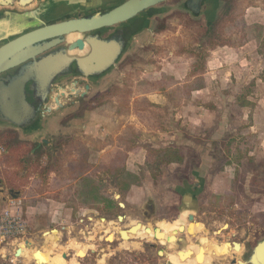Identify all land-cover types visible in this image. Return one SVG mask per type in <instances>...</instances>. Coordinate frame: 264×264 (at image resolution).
I'll use <instances>...</instances> for the list:
<instances>
[{
    "label": "rangeland",
    "instance_id": "374dc122",
    "mask_svg": "<svg viewBox=\"0 0 264 264\" xmlns=\"http://www.w3.org/2000/svg\"><path fill=\"white\" fill-rule=\"evenodd\" d=\"M258 3L264 4V0H214L212 5L215 8L211 12L209 9L206 12L207 7H203L197 16H190L182 3L166 2L157 8L162 13L156 16L152 28L132 38L118 63L106 74L94 79L95 88L87 96L80 98L76 95V98L62 102L64 106L61 108H55V95L64 89L57 85L49 99V108L37 127L23 131L0 123V213L12 199L9 192L18 193L30 238L36 241L37 248H34L37 251L42 247L50 248L43 246L45 240L41 234L59 231L62 234L60 246L48 250L52 256L67 264H98L101 256L106 257V264H171L172 259H176V264H185L187 257L194 256L191 247L201 249L208 242L228 243L231 247L237 245L232 244L234 242L241 244L246 251L254 247L255 242L264 237V157L254 153L258 140L248 136L246 127L235 130L242 138L239 148H224V143H215L192 151L187 160L178 166H160L158 173L141 166L133 158L129 160L127 156L126 166L140 174L142 181L138 196L134 197L136 205L115 198L118 194L113 186L111 171L118 168L115 158L135 147L134 140L141 142V135L131 132L123 137V134L116 133L117 138L113 137L116 142L106 136L107 132L103 133L102 130L107 129L103 124H97L94 135H85L84 127L89 121L86 116L96 109L107 115L104 111L110 107L116 115H127L130 97L137 93L138 83L152 79L155 71L178 69L180 74L176 81L187 82L190 79L187 68L193 67L194 54L205 62L215 46L228 43L235 47L251 39L253 32L255 36L261 34L257 28L251 32L243 22L245 9ZM257 40L260 41V38ZM260 44V55H253V60L261 66L264 61V38ZM199 63L202 65L198 66V70L203 67L198 60ZM67 86V89L73 88L69 84ZM82 89L83 83L77 94ZM227 138L230 139V136ZM120 139H125L124 145L118 142ZM113 147L123 150H113L114 153L101 159L105 154L100 152H109ZM144 156L146 151L140 154L139 162H145ZM201 163L207 164V176L201 172ZM84 176L100 182L101 192L116 207L104 211L98 205H84L78 197L80 180ZM199 178L204 180V184L196 198L198 211H184L180 219L177 209L181 204L180 196L185 193L184 183L191 189L199 183ZM189 214L195 219L193 224L199 227V233L193 238L186 232L190 224L186 219ZM82 216L113 222L116 234L111 233L112 242L102 239L104 234H99L95 224L78 225ZM118 217L140 222L143 226L151 225L153 228L149 227L154 230L155 239L143 241V230L140 240L132 241L134 246L139 244V250H134L133 245L128 246L129 249L121 245V235L127 230L116 226ZM161 221L180 225L184 231L172 235L159 225ZM226 227L228 230H223ZM68 241L92 245L93 248L87 251L85 258L79 259L74 257V250L63 249ZM28 242L31 243H25ZM188 244L186 249L180 250ZM3 246L6 245L0 246V251L7 254V249L2 248L8 247ZM233 253L236 255L231 259L243 258L241 251L235 253L233 249ZM8 264L33 263L24 259Z\"/></svg>",
    "mask_w": 264,
    "mask_h": 264
},
{
    "label": "crops",
    "instance_id": "0c3cea01",
    "mask_svg": "<svg viewBox=\"0 0 264 264\" xmlns=\"http://www.w3.org/2000/svg\"><path fill=\"white\" fill-rule=\"evenodd\" d=\"M124 2L125 0H30L24 6L18 2L14 9L20 13L31 14L39 7L54 4L55 9L45 7L44 12L38 13L41 20L48 21L64 19L81 10L87 11L92 8L93 3L99 6H118ZM243 22L248 30L253 32L252 29L257 28L261 34L255 36L253 32L251 39L235 47L215 46L209 51V56L199 70L197 68L200 59L194 54V65L187 68L189 81H176L180 74L178 69H159L153 73L152 79L138 83L137 93L130 97L127 115H116L109 107L104 111L107 115L96 109L86 116L89 121L84 127L85 135H94L97 124H103L107 129L102 131L107 132L105 134H108L106 136L111 140L113 137L117 138L116 133L123 134L124 137V134L133 132L142 137L141 142L133 141L135 147L127 149L125 155L121 154L115 158L118 168H113L111 174L119 199L136 205L135 198L142 186L140 174L127 167V156L130 157L129 160L133 158L148 169L149 166L158 164L156 151L177 150L184 155V163L192 151L207 148L215 143H224V148L238 147L242 138L238 137L235 130L246 127L248 136L257 137L258 140L254 153L264 157V61L260 66L253 60V55H260V43L264 38V4L249 5L245 9ZM256 38H260V41ZM113 140L117 142L116 139ZM118 142L124 145L126 141L120 139ZM113 150L122 152L123 149L113 147L109 152L103 150L100 154L105 155H102L101 159L112 154ZM144 151L145 162L141 163L140 154ZM121 161L123 162L120 164ZM180 164L163 163L160 166L171 167ZM200 169L203 175H208L207 164L201 163ZM122 172L139 178V184L130 186L126 193L121 192L122 188L118 183ZM95 221L93 219L92 225ZM44 233L46 231L41 235ZM1 251L0 258L4 261L0 264L10 263L3 258L8 253L3 254Z\"/></svg>",
    "mask_w": 264,
    "mask_h": 264
},
{
    "label": "water",
    "instance_id": "95a60500",
    "mask_svg": "<svg viewBox=\"0 0 264 264\" xmlns=\"http://www.w3.org/2000/svg\"><path fill=\"white\" fill-rule=\"evenodd\" d=\"M4 1L12 3V0ZM169 1L170 0H125L124 3L118 6H112V8L108 9L107 11L98 12L95 15L88 17L86 16L79 19L58 23L48 26L42 30H33L31 33L27 35H21L10 41L8 44L1 46L0 75L5 72L17 69L10 86L7 88H2L1 90V97L3 100H5L2 101V105L7 99L9 102L12 101L10 103V110L14 112L15 115H18L22 107L21 104L25 94L26 83L32 82L38 89L45 77L54 75L55 72L59 71V69L56 68L54 64H52L51 55L44 57L43 53L66 40L65 38L61 39L60 37L69 36L71 34L83 36L97 32V34L94 36L88 35V37H80V39L74 44H71L69 47L70 50H68L79 51V55L76 54L71 58H68L67 61L70 62L74 60L79 67V70L84 73L86 77L89 75L94 76L96 79L103 76L111 68H113L114 65L118 63L119 59L125 54L126 50L129 48L132 38L141 32H145L150 29V20L148 21V19H152V17L155 18L157 15L162 13L157 8ZM212 3H214V0H191L183 5V7L192 11L197 16L203 7H207V9H205L206 12L208 9L211 12V10L215 8ZM153 11L155 12L153 13ZM137 17L140 18L138 23V25H140V30L138 32H133V34H131L132 31L131 33L128 31V35H126L125 30L120 26L122 24L132 22V20L136 19ZM116 27L117 32L115 34L117 36L114 35L111 39L106 41L101 39V33L107 31L110 28L114 29ZM134 28L135 27H133V29ZM122 29L123 32L121 31ZM44 40L50 41L45 43ZM29 42L35 44V46L31 47L29 50L27 48L24 49L23 46L27 45ZM107 59L109 60L106 61ZM85 90L87 92L89 90V86H86ZM1 109L5 111V105L2 106ZM5 116L7 115L5 114ZM9 118L13 122L14 118ZM23 120L24 119H22V121ZM14 124L16 128L23 131L31 129L29 127L23 128L22 122L17 120ZM203 184L204 180L201 178H199V183L196 184L195 187H191V189H189V186L184 183L183 190L185 195L183 194L180 196L181 204L177 209L180 219H182V214L184 211H189V213H195L198 211V201H196V198L201 193ZM186 189H188V191H185ZM9 195L12 199H17L19 197V194L14 191H10ZM185 203H187L189 206H186ZM119 206L121 208L124 207L123 204H119ZM120 218L121 217H118L117 219L119 220ZM186 219L188 224L195 222V219L191 214H189ZM43 235L41 237H43ZM232 244H237L241 247L243 258L231 259L232 256L236 255L233 253L224 259H214L213 261L218 262L217 264H264V237L261 238L256 243V245H254V247L248 251H244L241 244L234 242H232ZM188 246L189 244L184 248L180 247V250L182 251ZM17 253L18 250L16 251V255ZM64 258H66L65 255ZM212 262L210 264H213Z\"/></svg>",
    "mask_w": 264,
    "mask_h": 264
},
{
    "label": "flooded vegetation",
    "instance_id": "af4514ba",
    "mask_svg": "<svg viewBox=\"0 0 264 264\" xmlns=\"http://www.w3.org/2000/svg\"><path fill=\"white\" fill-rule=\"evenodd\" d=\"M29 1L30 0H12V3H10L8 1L0 0V8H1L0 47L8 44L10 41L16 39L17 37L21 35H27L31 33V31L33 30L34 31L42 30L48 26H52L58 23L69 21V20L79 19L81 17L92 16L98 12H104L112 8L111 5L99 6L96 3H93L92 8H90L87 11L81 10L80 12H77L75 15H70L60 20L52 19V20L44 21L40 19L41 16L38 15V13L44 12L46 8L52 9L55 7V5L51 4V5L45 6L46 8L39 7L38 10H35V12H32L31 14L30 13H20L16 9H14L18 2H20V4L24 6ZM170 1H175L176 3L178 2V3H182L183 5H185L187 2L191 0H170ZM187 11L190 12V13H187L188 15L196 16V14H194L192 11L190 10H187ZM88 12H91V13H88ZM154 12L155 11H153V13ZM31 15H34V17H32ZM139 19L140 18L137 17L136 19L132 20V22L127 23V24L126 23L122 24L120 27H122L125 30L126 35H128L127 33L128 31L130 33L132 31L131 34H133V32H138L140 30L139 28L140 25H138L140 21ZM155 19L156 17L155 18L152 17V19H148V21L150 20V23H149L150 29L152 28L154 24L153 21H155ZM133 27L135 28L133 29ZM128 28H131V29H128ZM116 29L117 27L114 29L110 28L107 31L101 33V39L105 41L111 39L114 35H116L115 34L117 32ZM123 29L121 30L122 32H123ZM141 33H144V32H141ZM95 34H97V32H94L92 34H86L83 36L79 35V37L74 38L73 40H71V42L67 41L68 36L60 37L61 39L65 38L66 40L64 42L57 44L53 48L43 53L44 57L51 55V58H52L51 62L52 64L56 66V68L59 69V71L55 72L54 75H49L45 77L44 81L41 82V85L38 89L36 88L35 84H33L32 82L26 83L25 94H24L23 102L21 104L22 107L18 115H15L14 112L10 110V107H11L10 103L12 101L9 102V100L7 99L6 102H4L2 105V101H5V100L2 99L1 94H0V123H5L12 127H16L14 123H16V120H17L19 122H22L23 128L24 127H29V128L37 127L38 122H40L44 118V115H43L44 112L47 111V109L49 108L48 107L49 99L52 95H54L55 87H57V85L64 87V89H60L59 92L55 95L56 96L55 106L57 103H59L61 104V107L64 106L62 102L66 100L74 99L76 98L75 97L76 95H78L80 98H84L85 96H87L89 91L94 90L95 77L89 76V75L88 77H86L84 73H82L79 70V67L77 66L74 60L70 62L67 60L68 58H71L72 56L76 54L79 55V51H75V50L69 51L70 50L69 47L71 46V44H74L77 40L80 39V37H88V35L94 36ZM49 41L50 40H44L45 43ZM34 46L35 44L29 42L27 45H24L23 48L24 49L27 48L29 50L31 49V47H34ZM108 60L109 59H107L106 61ZM51 68H52V65H51ZM16 70L17 69H14V70L5 72L0 75V93H1L2 88H7L8 86H10L11 82L14 79L13 77L15 76ZM82 83H83V89L79 92V94H77L80 88V84ZM67 84L73 86V88L67 89L68 87ZM86 86H89V90L87 92L85 90ZM4 105L6 107L5 111L1 109V107ZM5 114L7 116H5ZM9 117L14 118L13 122L12 120H10ZM22 119L24 120L22 121ZM223 230H228V227L223 228ZM256 243L257 242H255V245ZM244 251H246V249Z\"/></svg>",
    "mask_w": 264,
    "mask_h": 264
},
{
    "label": "bare ground",
    "instance_id": "6f19581e",
    "mask_svg": "<svg viewBox=\"0 0 264 264\" xmlns=\"http://www.w3.org/2000/svg\"><path fill=\"white\" fill-rule=\"evenodd\" d=\"M76 37H79V35H76V34L70 35L67 37V41L71 42V40H73ZM73 91H75V90H73ZM60 107H61V104H59V103H57L55 106V108H60ZM115 198H119V197L115 196ZM125 219H123V217H121L118 220V224H116V226L118 228L127 230L126 233H122V235H121L122 236L121 237L122 240H120L121 245H126L127 247L133 245L132 241L140 240L143 230H144V235H145L143 238V241H145V240L151 241V240L155 239L154 238V237H156V236H154L155 232L152 229L153 227L151 225H149V226H151L152 228H150L149 226H143V225H141L140 222H133L132 220H128V219L125 220ZM96 221L97 222H95L94 224H95V227H97V229L99 230V232H100L99 234H102V233L104 234V236H103L104 238H102V239L104 241H106L107 243H111L112 239H113L112 238L113 234L114 233L116 234V232H114V228H112L113 222H105V220H103V219H98ZM159 225L164 227V229L166 231H168L169 233H173L172 235H176L177 232H183L184 231L183 227H181L180 225H173L171 223H166V222H162V221L159 222ZM106 227H108V228H106ZM186 229H187V231H186L187 234L191 238H193L195 235H197L199 233V227L193 223L192 224L190 223ZM50 232H51V234L49 233V234L43 235L42 238L45 240V244L43 246L47 245V246H50L53 248H55V247L58 248L60 246V241H61L60 239H61L62 234H61V232L56 231V230H53ZM120 232H124V230H120ZM120 232H118V234H120ZM105 233H110V234L113 233V234L105 235ZM157 233H159V232H157ZM114 242H115V240H114ZM118 244H120V242ZM91 248H93L92 245L91 246L90 245H83L81 243H77V242H73V241H71V242L68 241V243L64 244V246H63L64 250L65 249L74 250V254H75L74 257H77L79 259L85 258L87 251H89ZM133 248H134V250H139V248H140L139 244L134 246ZM48 249H46V247H42V249L40 251H37L34 248V246H32V244L30 242L23 243L20 246V250H18L17 257L18 258L24 257L25 259H29V261H31V262L34 261L35 264H67L66 262H63L62 259H57L54 255L52 256L51 252ZM128 249H129V247H128ZM191 249L193 251L192 253H194V256L190 255L189 257H187L188 259L185 260V264H209V262L212 259H219V260L224 259L225 257H227L228 255L231 254L233 249L235 250V253H239L241 251V248L239 247V245H235L234 247H231V245H229L228 243L216 244L213 242L205 243L204 248H201V249H199L195 246L191 247ZM176 262H177L176 259L170 260L171 264H176ZM98 264H106V257L101 256V258L98 260Z\"/></svg>",
    "mask_w": 264,
    "mask_h": 264
},
{
    "label": "built area",
    "instance_id": "2783aa9c",
    "mask_svg": "<svg viewBox=\"0 0 264 264\" xmlns=\"http://www.w3.org/2000/svg\"><path fill=\"white\" fill-rule=\"evenodd\" d=\"M93 219L90 216H82L78 225L92 224ZM29 225L23 214L22 201L20 199H11L6 207L0 213V246L8 247V255L3 256L8 262H19L25 258H18L16 251L20 250L21 244L31 241L32 246L36 247V241L30 238ZM39 249V248H38ZM34 264L35 262L32 261Z\"/></svg>",
    "mask_w": 264,
    "mask_h": 264
},
{
    "label": "trees",
    "instance_id": "16d2710c",
    "mask_svg": "<svg viewBox=\"0 0 264 264\" xmlns=\"http://www.w3.org/2000/svg\"><path fill=\"white\" fill-rule=\"evenodd\" d=\"M228 43H221L220 46H228ZM231 46V45H229ZM200 62L202 60L200 59ZM202 64L199 63L198 66H201ZM156 161L158 164H154L148 167L150 171H155L158 173V168L161 164L166 163H177L180 164L184 160V155L177 151V150H163V151H156ZM119 186H121L122 193H126L127 190L132 185L139 184V178L127 173L122 172L118 179ZM99 184V185H97ZM80 193L78 195L79 199H81V202L86 206H93L98 205L102 207V210L110 209L112 207H116V205L109 201V199L101 192L102 186L101 183L93 179L92 177L84 176L80 180Z\"/></svg>",
    "mask_w": 264,
    "mask_h": 264
}]
</instances>
